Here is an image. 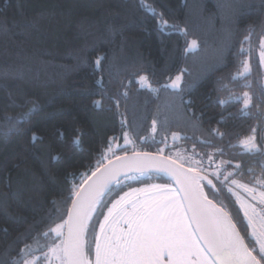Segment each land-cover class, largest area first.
Here are the masks:
<instances>
[{"label":"trees","instance_id":"1","mask_svg":"<svg viewBox=\"0 0 264 264\" xmlns=\"http://www.w3.org/2000/svg\"><path fill=\"white\" fill-rule=\"evenodd\" d=\"M263 38L264 0H0V264L22 261L67 220L97 162L132 152L106 159L125 133L135 151L168 144L208 163L201 172L220 189L206 184L209 196L259 257L227 186L264 176ZM192 40L198 48L188 52ZM247 61L251 72L238 77ZM142 74L154 85L183 74V85L154 92L139 86ZM244 93L248 108L234 99ZM255 132L262 150H243ZM174 133L181 136L171 140ZM218 159L228 164L213 175ZM152 181L170 182L126 179L106 196L88 230L93 260L114 200Z\"/></svg>","mask_w":264,"mask_h":264},{"label":"snow or ice","instance_id":"2","mask_svg":"<svg viewBox=\"0 0 264 264\" xmlns=\"http://www.w3.org/2000/svg\"><path fill=\"white\" fill-rule=\"evenodd\" d=\"M160 24L168 26V22L163 19ZM190 47H197V41L192 40ZM260 47V56L264 60V41H261ZM96 63L99 64V59ZM248 71L249 66L245 63L244 72ZM140 79L147 80V77L142 76ZM180 79L177 76L172 86H178ZM250 103L251 98L244 93L245 107ZM37 109L38 106L33 105L32 111ZM126 143L129 141L126 140ZM245 146L249 150L256 148L250 141H246ZM107 151L113 152V149L109 147ZM103 159L105 157L102 155ZM115 159V165L111 160L107 164L97 162L92 176H97V172L100 175L87 188L83 185L76 188V199L68 219L57 224L54 229H49L61 237L64 236L62 229L67 226L66 238L61 244L49 248L60 264H264V255L258 257L254 254L255 249L248 247L230 214L208 199L200 181L206 180L217 194L220 189H216L207 176L200 175L195 168L185 169L175 161L168 167H157V161L166 163L164 158L147 153H135L132 157L125 153ZM196 163L199 164V161ZM153 170L168 172L179 189L167 185H150L125 192L108 209V215L100 225V236L94 241V261L90 259L85 251L88 222L104 196L113 186H120L123 180L137 179ZM261 198V203H264V193H261ZM114 214L128 218V228L119 235L109 225ZM245 216L252 235L258 241L259 251L264 254V215H258L254 206L249 205L245 209ZM106 225H109L108 231ZM108 232H112V235ZM43 235L47 236L48 233ZM44 255L47 258V254ZM37 259H23L12 264H37Z\"/></svg>","mask_w":264,"mask_h":264},{"label":"rangeland","instance_id":"3","mask_svg":"<svg viewBox=\"0 0 264 264\" xmlns=\"http://www.w3.org/2000/svg\"><path fill=\"white\" fill-rule=\"evenodd\" d=\"M262 41H264V38ZM197 48H198V42H197V47L191 48L189 46L187 48V51L188 52L194 51ZM260 51H261V47H260ZM260 51H259V57H260L261 65L264 69V60H262V58L260 56ZM246 63L249 66V71L244 72V68H243V70L237 75L238 77L247 76L251 72L250 62L247 61ZM142 76L147 77V80H141L140 78ZM178 76H180L181 79L179 80L178 86H176V87L172 86V82L175 79H173L169 83H166L163 85H154L150 82L147 74H142V75L138 76L137 82L141 88L149 89V90L154 91V92H158L162 87H167V88H171V89H180L183 85L184 77H183V74H179ZM262 84L264 85V75L262 77ZM248 96L250 97L249 94H248ZM234 99L235 100H241L244 103V95L237 96ZM250 105H251V103L245 108H248ZM244 106H245V104H244ZM174 134L171 136V140H175L176 138H179L181 136V134H178V133H174ZM126 140L129 141V143H126ZM246 141H250L251 143H254L256 145V148L253 150H249V148L245 146ZM240 145L243 148V150H245L247 152H251V153L261 151L262 147H263L262 141L259 138V135L257 132H255V134L253 136H250L248 138H244L241 141ZM110 147L113 149V152L107 151L106 152V155H107L106 159H109L111 156L115 155L116 153H119L118 152L119 148L125 149V151L133 148L132 151H135L134 144H133L132 140L130 139V137L127 133L124 134L123 142L118 143V144L112 143ZM167 148H168V144H166L165 146L159 147L158 153L163 154V155H167V156L179 161L180 163H182V164H184L190 168H195L197 171H200V172L201 171H205V172L208 171L209 164L205 163L200 158L195 157L194 154L191 152H188V150H186L184 148H180V149H167ZM196 161H199V164H197ZM217 161H218L217 162L218 168L213 170V172L209 171V173H212L213 175H214V173L218 174V172L221 171V167L227 166V164H228V162L225 161L224 159H218ZM234 164H235V166H233L232 169L230 168L226 171V173L224 174L225 177L228 178L236 172V169L239 166V163H234ZM229 174H231V175H229ZM232 181H235V183H232ZM161 182L172 184V183L167 182V181H161ZM144 185H141V186H144ZM141 186H137L134 188H138ZM227 187H228V190H229V188L231 189V191H229V192L233 195V197L237 201L238 205L241 206V208L244 210L243 215L245 214L244 213L245 209L249 205L254 206L258 215H264V204L261 203V193H264V176H260L255 181H252V182L251 181H243V180H240L238 178H233L229 181ZM134 188H132V189H134ZM132 189H130V190H132ZM246 189H251V191H248ZM119 198H120V196L116 200H118ZM116 200H114V202ZM111 207H112V205L110 206V208ZM128 211H131V209H128ZM127 219L128 218L126 216L114 214V217L112 219H110V221H109V225L111 226V229L117 235H119L121 233V231L126 230L128 228L129 225L126 223ZM109 225L105 226L106 231H108ZM65 228H66V226L62 229L64 236H61V237L56 236L55 232H50V231L47 232L48 235L44 237V239L42 240L41 243L36 244L34 246H31L30 248H28L24 251V253H23L24 259H30L31 260L33 258H38L37 264H60V261L57 260L55 256H53V254L49 251V248L52 247L53 245L61 244L62 240L65 239ZM108 234L112 235V232H108ZM99 236H100V231H99L98 237ZM101 239H102V237H101ZM44 254H47V258L45 257Z\"/></svg>","mask_w":264,"mask_h":264},{"label":"water","instance_id":"4","mask_svg":"<svg viewBox=\"0 0 264 264\" xmlns=\"http://www.w3.org/2000/svg\"><path fill=\"white\" fill-rule=\"evenodd\" d=\"M135 153H141V154L147 153V154H150V155H152V156H160V157H163V158H164V161H166V163H162V162H160V161H157V162H156V166H157V167H161V168L168 167L169 165H171V163H172L173 161L177 162L178 164H182V163H180L179 161H177V160H175V159H173V158H171V157H169V156H167V155L160 154V153H158V152L132 151V152H130V153H126V154H127L128 157H132ZM124 155H125V154H122V155H120V156H124ZM111 161H112V164H113V165L117 164V161H116L115 158L111 159ZM107 163H108V162H106L105 164H107ZM182 165L184 166L185 169H193V168H190V167H188V166H186V165H184V164H182ZM101 171H103V168H101ZM197 172H199L200 175L207 176L209 180H212L208 175H206V174H204V173H202V172H200V171H197ZM99 175H100V173L97 172V176H99ZM130 175H131V174H130ZM97 176H92V175H91V176H90L91 179L88 178V179L83 183V187H84V188H87L88 185L92 184V182H93L94 180H96ZM151 176H157V177H159V178H165V179H168V180L173 184V186H174L176 189H179V185L176 183L175 179H174V178H173L168 172H165V171H155V170H153V171H151V172H147L145 175H141V176H139L138 178H140V179H147V178H149V177H151ZM200 183H201L202 185H204V192L207 194L208 199L211 200V201H212L215 205H217L218 207L224 208L223 206H221L220 204H218L215 200H213V199L209 196V194H208V192H207V189H206V184H208L207 181H206V180H202V181H200ZM114 187H116V186H113V188H114ZM113 188H112V189H113ZM109 193H110V192H109ZM109 193H108V194H109ZM108 194H106V195L104 196L103 201H104V199L106 198V196H107ZM75 199H76V197H74L73 201H74ZM103 201H102V202H103ZM72 203H73V202H72ZM101 204H102V203H101ZM100 206H101V205H100ZM100 206H99V207L97 208V210L92 214V218H91V220L88 222V230H89V227H90V225H91L93 219L95 218V216H96V214H97V212H98ZM71 208H72V204H71V207H70L69 212L71 211ZM224 209H225V208H224ZM225 211H227V210L225 209ZM69 212H68V213H69ZM227 212H228V211H227ZM228 213H229V212H228ZM229 214H230V216H231L232 221L236 224L238 230L240 231V235L244 237L242 231L240 230L239 226L237 225V223H236L235 220L233 219L231 213H229ZM67 219H68V216H67ZM66 236H67V226H66V228H65V238H66ZM87 236H88V231H87V233H86V237H85L86 240H87ZM244 240H245V243H246V244L248 245V247L250 248V246H249V244H248V242H247V240H246L245 237H244ZM85 251H86V254L88 255L87 246H86V248H85ZM254 254H255V252H254ZM255 255H256V254H255ZM88 257H89L90 259H92L89 255H88ZM92 260H93V259H92ZM93 261H94V260H93Z\"/></svg>","mask_w":264,"mask_h":264},{"label":"crops","instance_id":"5","mask_svg":"<svg viewBox=\"0 0 264 264\" xmlns=\"http://www.w3.org/2000/svg\"><path fill=\"white\" fill-rule=\"evenodd\" d=\"M150 185H167V186H169V187L172 188V189H176V188L173 186V184L163 183V182H161V181H152V182H150V183H148V184H145L144 186H141V187H138V188H134V189L145 188V187H148V186H150ZM129 191H131V190H128V191H126V192H129ZM123 195H124V194H123ZM123 195H122V196H123ZM261 199H262V198H261ZM262 204H264V203H262ZM240 208H241V206H240ZM241 210H242V212L244 211L242 208H241ZM249 211H251V209H249ZM244 213H245V212H244ZM256 213H257V212H256ZM257 214H258V213H257ZM244 216H245V214H244ZM245 219H246L247 226H248V235H249V237L253 240L256 250L260 253V251H259L258 241H257L256 237L252 235V229H251V227L249 226L248 218H247L246 216H245ZM260 254H261V253H260ZM261 255H264V254H261Z\"/></svg>","mask_w":264,"mask_h":264}]
</instances>
